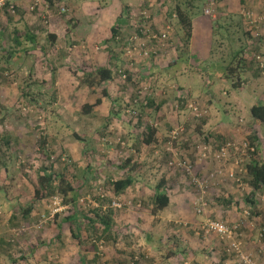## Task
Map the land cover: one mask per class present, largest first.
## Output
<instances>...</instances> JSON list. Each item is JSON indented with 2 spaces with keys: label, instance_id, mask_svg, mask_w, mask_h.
Returning a JSON list of instances; mask_svg holds the SVG:
<instances>
[{
  "label": "rangeland",
  "instance_id": "rangeland-1",
  "mask_svg": "<svg viewBox=\"0 0 264 264\" xmlns=\"http://www.w3.org/2000/svg\"><path fill=\"white\" fill-rule=\"evenodd\" d=\"M10 1L18 7L16 13L0 12V264H131L135 258V264H264V190L253 192L246 180L240 187L229 178L233 170L234 178L241 179L247 160L224 164L218 184L210 181L200 188L190 176L202 179L218 169L220 163L211 156L217 144L247 139L252 132L259 136L264 156V128L250 129L249 115L252 103L264 100V74L249 60L257 53L264 58V24H259L256 39L245 30L240 0H213L209 15L204 9L210 0H191L200 5L192 19L204 29L197 33L202 37L196 41V55L189 53L193 61H181L176 70L165 68L174 57L171 52L164 57L169 59L164 70L158 68L161 61L148 73L152 60L128 61L124 56L123 38L133 31L129 21L120 25L122 38L106 42L104 36L114 18L121 13L125 18L121 5L127 2L130 11L138 16L139 10H146L155 26L162 27L174 8L169 0H57L66 11L53 7L52 16L49 0ZM35 1L49 10L48 23L38 16L41 5L35 6ZM244 5L255 14L264 11V0ZM218 23L228 25L225 35L213 29ZM176 28L174 24L171 36L179 40L183 32ZM26 30L37 35L43 48L9 59L5 49L12 50L14 37L18 34L21 40ZM50 33L55 40L49 39ZM235 51L246 64L242 69L237 58L232 61L237 88L229 82L207 87L208 73L217 63H228ZM208 62L214 64L210 71L197 69L208 67ZM86 64L108 65L114 72L118 68L107 84L108 96L100 90L88 94L80 73L74 72ZM121 65L130 67L129 79ZM179 71L190 73L186 81L174 75ZM194 71L200 75H192ZM143 85L148 86L147 94L138 92ZM97 99L99 104L84 113V104ZM191 101L199 112L187 107ZM147 125L157 128L151 143L144 141ZM203 145L210 157L201 161ZM129 158L138 183L113 196L107 182L124 175L114 164ZM182 161L191 165L190 172L178 167ZM42 166L65 175L77 190L81 212L93 217L98 209L109 210L112 229L84 222L79 243L65 223L58 228V238L56 223L71 206L63 205L59 194L42 200L29 221L24 219L18 204L31 200ZM162 179L170 201L152 213L153 188ZM208 221L224 223L232 237L222 239L205 225ZM17 231L25 242L6 245ZM233 242H239L240 253ZM28 244L39 249L33 252ZM22 247L28 252L19 260Z\"/></svg>",
  "mask_w": 264,
  "mask_h": 264
},
{
  "label": "trees",
  "instance_id": "trees-1",
  "mask_svg": "<svg viewBox=\"0 0 264 264\" xmlns=\"http://www.w3.org/2000/svg\"><path fill=\"white\" fill-rule=\"evenodd\" d=\"M169 1L174 6V8L172 9V11H169V14L167 15L168 22L173 26V29H174V24H175L177 27L176 29L178 30L180 29L183 32V36H181L179 40L172 39V36L170 38L172 43L171 45L168 46L167 55L168 54L170 55L172 52V55L174 56L172 57L173 59L170 60L172 62L169 63L168 65L167 61L165 63L164 57L158 58V59H150L152 60L153 65H150L148 68H146L147 70H149L148 73L153 71L151 70V67H153V69H156V67L159 66L158 64H160L161 61L162 62L164 61V62L158 68L162 70H164V66L166 64L168 66H166L165 68H168L171 66L174 67V65L179 66L181 61H184L185 63L187 61L189 63L193 61V60L188 59L189 57L188 44H189V38L191 37V31H192V20H193L192 17L194 16V13L200 10V7H199L200 5L199 4L193 5V2L191 0H169ZM10 2H11L10 0H3V4L0 8V12L5 10L7 14H10L11 16L15 14L18 7L13 5ZM49 2L51 4L50 9H49L50 12L48 9L47 10L45 8L43 9V3L39 4L38 1L34 2L35 6L39 7L41 5V12L38 14V16L40 18L42 17L44 22H47V23L49 22L48 16L51 15V10H53V7H55V9L58 10V12H62L61 10H63V13H64V11H66L65 7H62L60 10V4H58L59 1L57 2V0H49ZM240 2L242 3V6H245L244 4L246 0H240ZM125 9H126L125 18H124L123 13H121L122 15H119V17L117 18L116 24H113L107 29L108 33L106 36H104V41L108 42L109 40H118V38L119 39L122 38L121 36L122 30H121L120 25L123 22L126 23L127 21H130V17L132 16V11H130V9L127 8L126 3L124 5L123 4L121 5V11L123 12L125 11ZM48 12L50 13V15ZM173 14H175V17H172ZM243 18H242V21H243ZM129 26L133 27L130 23H129ZM213 29H216L218 30V32L223 34L224 32L228 30V25H223L222 23H218V25H215V27L213 26ZM245 30L249 34H251L254 38L259 39V33L257 32L258 29L255 30L254 28H251L246 24ZM48 36L50 40H55L56 38V35L54 33H50ZM14 43H15V47L11 48L12 50L2 48L6 50V53L8 54L9 59H15V57H18L21 53H25L31 49H42L43 48L41 45H39L37 41V35L34 34L32 31L30 32L28 30L24 31L21 40L19 39V36L17 34L14 37ZM243 47L245 46L243 45ZM239 53L240 51L239 52L235 51L233 54H230L228 63L226 62L217 63V68L213 70V73L212 74L208 73L207 75V77L210 79V80L208 79L209 83L207 84L211 85L214 82L217 83L218 81H220L221 84H225V82L226 83L229 82L230 86L237 88L238 85L234 84V81L231 77V73H233V68L231 69V64H232V61H234L239 56ZM257 55H260L264 61L263 56L259 53L253 55L249 60L251 63H255L258 73L264 74V70L262 72V68L260 67L259 61L256 59ZM110 56L111 58L117 57L116 54H112V53ZM238 61H239V66L237 64L235 67L238 66L244 69V67H246V64H244L245 59H243L242 57V58H239ZM208 64H209L208 67H206L208 69L203 68L201 65H198L199 67H197V69L199 71H204V70L210 71V69L214 67V64L213 62H208ZM183 65L185 66V64ZM76 68L77 70L75 69L74 72L80 73L79 80L81 81L82 84L86 86L87 92L89 95L96 94L100 90L103 96H108V90L106 88L107 84H109L113 80L114 73L117 72L118 68L116 69V72H114L113 69L108 65L86 64L84 66H80ZM122 68L124 72H126L127 79H129L131 75L130 67L128 68L126 67L125 69L124 66H122ZM165 70L169 72L167 69ZM237 78L241 79V73L237 75ZM176 84H179V83H176ZM179 86L181 88L182 85L179 84L178 87ZM143 87H147L146 90H143ZM141 88H142L141 93L147 94L148 86L143 85ZM144 98L146 99L147 97H144ZM99 102H100V99H97L95 103H85L83 106L84 113L90 112V110L94 108V106L99 104ZM249 115H250V125H251L250 129L264 128V100H261V99L255 100L250 106ZM156 131H157V128L155 126L147 125V127L145 128V132H144L146 135L144 138V141L146 143H151L155 137ZM247 140L252 145H254L255 150L252 155L250 154L249 157L244 158L243 161L245 162L247 160V162H245L243 169H242L243 175L241 174V179L239 177L237 178H239L240 182L246 180L247 184L250 186L253 192L264 190V156L262 153L263 144L260 143L259 136L255 135L253 132L251 133V135H249ZM225 141L226 140L217 144L216 149H218ZM130 162H131V158L127 159L125 163L114 164V167L121 169L124 172V175H121L118 178L107 182V184L110 186V189L112 190L113 196H117L120 193H123L125 190L131 188V186L138 183V179L136 178L134 174L135 172L134 168L129 167ZM40 170H41V173L37 177V186L33 189L31 200L29 202H25L26 206L18 204L17 211H19L18 213L21 214V216L24 219L28 220L29 215H31L33 211L38 210V207L40 206L42 200H45L54 194H59L62 197L61 203L63 205L70 204L71 206H70L69 213L62 217L60 223H56L57 231L55 234L58 238L61 234L59 233L58 228H60L61 224H65V223L68 225L72 236L77 238L79 243L81 242L80 241V235L82 233L81 226L84 224V222L88 221L90 223L100 224L103 226V229L106 231L112 229L111 213L108 212L109 210L103 211L102 209H98L97 211H94L93 217L81 212V210L77 207V200H78L77 190L66 179L65 175L62 173H56L53 169H51V167L42 166ZM235 176L237 175L235 174ZM245 176H247L246 179H244ZM206 177H208V175ZM233 180L235 181V179ZM2 190L3 188L0 187V191ZM101 198H102L101 196L97 198L100 205H102L103 203L102 201L103 199ZM249 200H251V203H254L253 199L249 198ZM169 201H170V197L168 194L166 183L162 179L153 188V192L151 195L152 213H156L157 211L164 209L169 204ZM16 236L17 237L15 236L9 237L7 241L5 240L6 245H13V243L16 244V242H19L20 239H21L20 240L21 243L25 242L23 239V234L20 233ZM1 246H3L2 243H0V249L2 248ZM32 246H35V245L32 244ZM32 246L29 245V248H31ZM35 247H38V246H35ZM19 252H20L19 253L20 255H18L19 260H21L26 255L25 253L26 249L22 247Z\"/></svg>",
  "mask_w": 264,
  "mask_h": 264
},
{
  "label": "built area",
  "instance_id": "built-area-1",
  "mask_svg": "<svg viewBox=\"0 0 264 264\" xmlns=\"http://www.w3.org/2000/svg\"><path fill=\"white\" fill-rule=\"evenodd\" d=\"M247 2L249 0H246ZM3 4V0H0V8ZM213 5V0H210L209 5L205 7V15L211 14ZM241 14L243 15L246 24L257 30L259 24H264V11L259 13H254L252 10L248 9L245 6H242L240 9ZM140 18V23H137L136 19ZM175 17V14L172 15ZM133 26V31H130L127 36H125L123 42L124 56L126 60H150L158 59L165 57L167 55L168 46L171 45V34L174 29L169 22L157 28L154 21L151 19V15L146 10H139V15L137 16L135 12H132L130 17V22ZM135 28V29H134ZM119 39V38H118ZM256 59L259 61L262 72L264 70V61L260 55L256 56ZM147 87H143V90H146ZM142 88L138 91L141 92ZM192 111H198L199 107L195 101L189 102L187 105ZM198 112L196 115H198ZM170 138H176L175 135L170 136ZM255 147L247 139L241 140H226L218 149H216L212 154V159L220 163L218 169H214L209 173L208 177L199 178L197 175L190 173L191 181L193 184H196L201 188L202 185L206 186L210 181L214 184H218V178L222 176V166L228 162H233L235 165H240L244 158H247L254 153ZM199 160H205L210 157V149L203 145L201 150H199ZM178 167L190 172L191 165L187 164L185 161L178 162ZM194 175V176H193ZM229 178L235 179L239 186H242L239 178H234V172L229 171ZM223 180V177H221ZM112 205L115 207H120V203L112 201ZM200 211V208L197 209ZM207 227H210L215 231V233L222 239H229L232 237V230L229 229L224 223L220 221H208L205 223ZM21 232H16L15 236ZM233 248L240 253L239 251V242L232 243ZM136 258L132 259L131 264H135Z\"/></svg>",
  "mask_w": 264,
  "mask_h": 264
},
{
  "label": "crops",
  "instance_id": "crops-1",
  "mask_svg": "<svg viewBox=\"0 0 264 264\" xmlns=\"http://www.w3.org/2000/svg\"><path fill=\"white\" fill-rule=\"evenodd\" d=\"M128 0H126V2H127ZM170 2V1H169ZM171 3V2H170ZM127 5L128 4H131V3H129V2H127L126 3ZM161 3L159 2V3H157V4H155L154 5V7H156V5L157 6H159ZM132 8V7H131ZM132 12H133V10H132ZM116 20H117V18H114V23L116 24ZM130 22V21H129ZM114 23H112V24H114ZM199 24L200 23H196L195 21H193L192 20V31H191V37L189 38V44H188V50H189V53H190V55L191 56H195L196 54H195V52L196 51H194L195 50V45H196V41H197V39L198 38H201L202 37V35H200V36H198L197 35V33H198V31L200 30V28H202V30H204L203 29V27H201V26H199ZM211 38H212V34H211V36H209V40H211ZM168 57V56H167ZM176 57V56H175ZM166 59L167 58H165V63H166ZM168 60V59H167ZM177 66L178 65H174V67H175V70H176V68H177ZM167 72V71H166ZM170 72V71H169ZM173 72H175V71H173ZM192 73V75H196V76H199L200 74H198V73H196L195 71L194 72H191ZM188 74H190V73H188ZM188 74H184L183 72H181V71H179V72H176V73H174V75H176V77L180 80V82H184V81H186V79H185V76H187ZM208 83H209V81H207ZM218 84L220 83V81H218L217 82ZM206 86L207 87H209V84H207L206 83ZM246 87V84L244 85V87H242L241 89H243V88H245ZM69 232H70V230H69ZM69 239H71V238H69ZM65 241V243H67L68 241H67V239H65L64 240ZM26 249V248H25ZM32 251L33 252H35V250L36 249H39L38 247H35V246H33L32 248ZM26 251L28 252V250L26 249ZM31 251V252H32ZM26 253V252H25ZM63 264H69L67 261H65Z\"/></svg>",
  "mask_w": 264,
  "mask_h": 264
}]
</instances>
